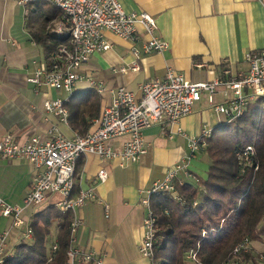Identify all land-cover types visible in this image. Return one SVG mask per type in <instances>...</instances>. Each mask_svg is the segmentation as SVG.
I'll list each match as a JSON object with an SVG mask.
<instances>
[{
	"label": "crops",
	"instance_id": "1",
	"mask_svg": "<svg viewBox=\"0 0 264 264\" xmlns=\"http://www.w3.org/2000/svg\"><path fill=\"white\" fill-rule=\"evenodd\" d=\"M118 1L126 11H146L153 15L158 35L168 43L167 49L142 53L138 59L140 68L134 71L130 69L136 58L133 50H142L146 31L138 25V37L124 39L105 30L104 37L111 48L94 53L80 69L82 78L74 90L67 92L47 87L35 89L27 80L44 60V48L32 37L29 27L38 25L43 9L51 4L47 0H31L24 7L17 0H0V139L8 133L22 142L33 135L42 140L55 133L74 136L77 131L69 123L46 111L47 100L62 98L66 104L76 102L95 89L101 112L118 87L140 95L144 81L163 78L169 67L191 82L222 79L225 69L229 68L232 74L245 70L246 55L264 46V0ZM61 20L59 15L51 22V28ZM121 67L126 70L120 71ZM231 94V90L219 86L215 103H223ZM227 122L207 97L202 96L192 112L177 123H156L144 130L147 152L137 162L122 163L118 158L81 155L76 164L75 194L80 189L92 188L96 196L76 209V215L83 220L77 245L82 250L93 251L104 264H153L139 250L143 220L148 212L142 198L174 163L190 154L189 137H200L204 129L211 130L212 134ZM125 139L126 136L117 138L112 144L119 148ZM101 168L107 172L104 181L98 177ZM208 168L209 161L202 147L190 162L196 179L180 175V185L189 181L196 186L198 177H207ZM35 172L34 166L22 157L0 158V197L10 205H23ZM49 203L23 210L24 223L10 229L6 254L12 253L24 238V226L28 227L34 215ZM11 224V217L0 216V231L10 228ZM248 253L240 264H264V239L252 240ZM2 259L0 255V264ZM189 259L186 257L185 264Z\"/></svg>",
	"mask_w": 264,
	"mask_h": 264
},
{
	"label": "built area",
	"instance_id": "2",
	"mask_svg": "<svg viewBox=\"0 0 264 264\" xmlns=\"http://www.w3.org/2000/svg\"><path fill=\"white\" fill-rule=\"evenodd\" d=\"M30 1L17 0L24 7ZM47 1L63 12L61 22L51 29L52 34L67 37L69 44L59 46L51 63L41 61L35 72L28 76V82L35 89L47 87L72 92L82 78V66L94 53L111 48V43L104 37L105 30L124 39H136L139 34L138 25L146 31L147 39L142 50H133L136 58L130 69L134 71L140 68L138 59L142 53L162 52L168 47V43L157 33L158 24L153 15L146 11H126L118 0ZM246 63L247 68L236 74H232L228 68L224 70L225 78L202 82H191L176 69L169 67L163 78L144 81L140 85V95L128 88L118 87L113 91L111 101L92 120V127L85 135L68 137L55 133L46 140L33 135L23 142L16 140L10 133L3 136L0 139V158L22 157L34 166L36 172L23 205H10L0 197V216L12 218L10 228L0 231V255L4 256L7 252L10 229L24 223L21 217L23 210L32 205L44 204L50 201L51 196H56V207L61 212L70 210L73 213L66 264H104L101 257H97L93 251L82 250L76 243L78 230L83 224L82 218L76 215V209L96 196L92 188L73 193L77 160L83 154H94L104 159L118 158L122 163L139 161L147 152L144 130L156 123H177L192 112L194 104L203 94L228 121L236 119L245 112L248 105L264 98V46L249 52ZM125 70L124 67L120 68V71ZM221 85L231 90L232 94L223 103H215L214 95ZM44 107L46 111L57 115L60 121L68 123L69 111L62 98L47 100ZM123 136L126 139L121 146L114 147L112 141ZM210 136L211 130L204 129L200 137H189L190 154L174 163L163 179L155 181L142 198V204L148 211L143 220L139 243L143 256L152 260L157 231L151 197L170 191L175 198L181 199L177 195V183H182L179 177L183 175L187 179H196L190 169V162ZM251 150L252 147L247 146L243 155ZM98 177L101 181L107 178L104 168L99 170ZM24 238H32L30 225L26 227ZM52 247L56 250L58 243L54 241ZM250 248V239L244 238L234 247V257L227 264H240L244 253L249 252ZM187 257L196 261V251L191 250Z\"/></svg>",
	"mask_w": 264,
	"mask_h": 264
},
{
	"label": "trees",
	"instance_id": "3",
	"mask_svg": "<svg viewBox=\"0 0 264 264\" xmlns=\"http://www.w3.org/2000/svg\"><path fill=\"white\" fill-rule=\"evenodd\" d=\"M47 2L51 6L43 9L38 25L29 29L44 48V61L51 63L58 47L69 42L67 37L52 34L51 22L59 15L63 18V12ZM65 106L68 123L79 135H85L101 113L95 89ZM247 146L252 150L243 155ZM203 148L209 161L206 178L198 177L196 186L189 181L177 183L181 199L170 191L151 197L157 224L153 264H185L191 250L196 251L197 264H227L244 238L264 239V98L213 130ZM74 185L75 194L76 178ZM51 198L29 224L32 238H23L12 253L3 256L1 264H66L73 213L61 212L54 203L57 197ZM248 256L244 253L242 260Z\"/></svg>",
	"mask_w": 264,
	"mask_h": 264
},
{
	"label": "rangeland",
	"instance_id": "4",
	"mask_svg": "<svg viewBox=\"0 0 264 264\" xmlns=\"http://www.w3.org/2000/svg\"><path fill=\"white\" fill-rule=\"evenodd\" d=\"M206 97V95L205 94H203V98H205ZM25 231H26V226H24V229H23V232L25 233ZM24 237V236H23ZM53 240V239H52ZM52 242V241H51ZM194 262H193V260H187V263L186 264H193Z\"/></svg>",
	"mask_w": 264,
	"mask_h": 264
}]
</instances>
